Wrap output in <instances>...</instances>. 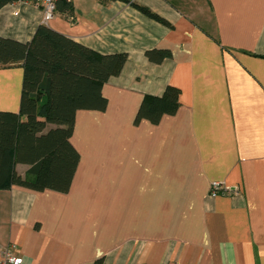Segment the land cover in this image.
<instances>
[{"label": "crops", "instance_id": "crops-1", "mask_svg": "<svg viewBox=\"0 0 264 264\" xmlns=\"http://www.w3.org/2000/svg\"><path fill=\"white\" fill-rule=\"evenodd\" d=\"M70 5L44 23L31 3H6L0 37L27 42L44 23L126 60L101 87L105 108L76 112L68 190L0 189V261L9 248L21 264H264V0ZM151 49L168 56L149 61ZM22 77L21 64L0 68L1 111L18 112ZM167 86L175 112L136 122ZM215 180L228 190L212 195Z\"/></svg>", "mask_w": 264, "mask_h": 264}, {"label": "trees", "instance_id": "trees-1", "mask_svg": "<svg viewBox=\"0 0 264 264\" xmlns=\"http://www.w3.org/2000/svg\"><path fill=\"white\" fill-rule=\"evenodd\" d=\"M13 1L0 0V7ZM134 5L162 21L148 8ZM56 9L65 17L72 15L68 2L58 1ZM145 56L158 63L168 51L151 49ZM125 60V53L100 54L44 23L27 42L0 37V68H23L18 112L0 110V189L68 190L79 161L70 141L76 112L105 108L101 87L121 71ZM178 94L177 88L167 86L161 96H144L135 121L156 123L163 114L174 113ZM47 123L55 127L44 131ZM16 164L28 165L23 176Z\"/></svg>", "mask_w": 264, "mask_h": 264}, {"label": "built area", "instance_id": "built-area-1", "mask_svg": "<svg viewBox=\"0 0 264 264\" xmlns=\"http://www.w3.org/2000/svg\"><path fill=\"white\" fill-rule=\"evenodd\" d=\"M31 3L36 8H39L42 11V21L45 23L48 20L52 19L55 11L56 4L61 0H21ZM64 2L70 3L72 0H62ZM228 189L223 187L222 182L212 181L210 183V192L212 195H215L218 192H226ZM22 258L14 256L9 248H5L1 252V261L0 264H21Z\"/></svg>", "mask_w": 264, "mask_h": 264}]
</instances>
